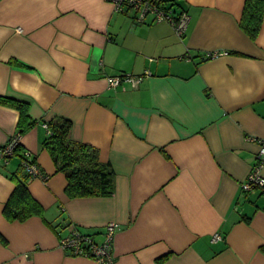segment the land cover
I'll use <instances>...</instances> for the list:
<instances>
[{"label": "crops", "instance_id": "obj_1", "mask_svg": "<svg viewBox=\"0 0 264 264\" xmlns=\"http://www.w3.org/2000/svg\"><path fill=\"white\" fill-rule=\"evenodd\" d=\"M167 1L190 17L183 39L107 0H0V100L27 106L20 145L48 177L28 184L43 216L10 221L20 162L0 160V264H98L59 241L75 224L101 243L109 223L115 264H264V195L242 193L264 139V18L253 41L246 0ZM146 71L136 89L109 87ZM58 119L111 166V196H67L45 148ZM19 122L0 103V147Z\"/></svg>", "mask_w": 264, "mask_h": 264}, {"label": "trees", "instance_id": "obj_2", "mask_svg": "<svg viewBox=\"0 0 264 264\" xmlns=\"http://www.w3.org/2000/svg\"><path fill=\"white\" fill-rule=\"evenodd\" d=\"M263 18L264 0H246L240 27L253 41L256 40L260 32ZM0 103L20 111L18 134L22 136L28 128L22 126L28 120L27 106L22 102L8 98L1 99ZM48 128L50 136L45 142V148L49 152L57 172L63 173L67 178V196L71 199L111 196L115 187L114 171L109 164L100 160L98 150L72 139L70 121L58 119L51 122ZM23 152L19 145L16 156L19 158L20 166L12 175V181L16 184V188L4 209V214L10 221L25 222L32 217L43 216V208L32 197L28 189V184L33 178L25 172L22 166ZM34 161L36 160L34 159ZM0 242L6 243L1 234Z\"/></svg>", "mask_w": 264, "mask_h": 264}, {"label": "built area", "instance_id": "obj_3", "mask_svg": "<svg viewBox=\"0 0 264 264\" xmlns=\"http://www.w3.org/2000/svg\"><path fill=\"white\" fill-rule=\"evenodd\" d=\"M111 3L116 12H133L136 21L144 23L147 18L151 17L155 22H168L175 30L176 36L183 39L186 35L190 17L188 14L176 16L172 1L167 0H107ZM17 32L21 33V29ZM221 54H214L212 58H217ZM151 76V73L146 71L141 76L131 74H123L116 77H109V87L117 89L123 86H129L132 89L144 81L145 78ZM20 135L17 134L10 141L0 147V160L7 162L11 159L18 158L16 150L20 145ZM259 143V151L256 155V162L251 170L247 180L242 185V193H252L255 190L262 191L264 195V177L262 170L264 168V139L257 140ZM22 166L33 179L47 180L40 170L31 153L23 152ZM69 233L59 241L60 248L67 254L73 257H83L91 259L98 264H115L114 256V240L120 227L116 223H109L105 227L103 233V241L97 242L92 234L82 232L75 224H70ZM223 240L221 234H215L212 237V243Z\"/></svg>", "mask_w": 264, "mask_h": 264}]
</instances>
